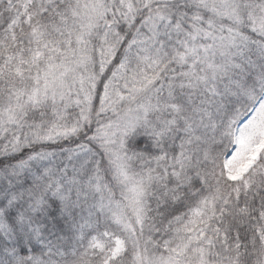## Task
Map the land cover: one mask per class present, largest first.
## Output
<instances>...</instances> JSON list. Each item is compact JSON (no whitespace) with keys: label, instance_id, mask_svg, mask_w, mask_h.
<instances>
[{"label":"snow or ice","instance_id":"snow-or-ice-1","mask_svg":"<svg viewBox=\"0 0 264 264\" xmlns=\"http://www.w3.org/2000/svg\"><path fill=\"white\" fill-rule=\"evenodd\" d=\"M0 264H264V0H0Z\"/></svg>","mask_w":264,"mask_h":264}]
</instances>
